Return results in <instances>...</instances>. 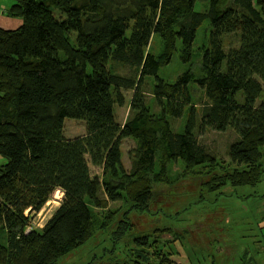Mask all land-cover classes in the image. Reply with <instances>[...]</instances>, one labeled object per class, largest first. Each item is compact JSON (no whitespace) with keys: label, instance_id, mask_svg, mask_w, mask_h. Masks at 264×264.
<instances>
[{"label":"trees","instance_id":"obj_1","mask_svg":"<svg viewBox=\"0 0 264 264\" xmlns=\"http://www.w3.org/2000/svg\"><path fill=\"white\" fill-rule=\"evenodd\" d=\"M7 14L21 24L0 27V264H56L115 216L148 212L156 193L172 185L173 165L192 176L216 165L201 140L209 130H231L237 140L228 147L230 160L246 167L216 186L262 184L264 86L257 76L264 71V0H13ZM206 23L198 72L195 44ZM154 37L161 40L158 54L146 51ZM227 38L238 45L227 50ZM175 53L189 67L169 82L161 70ZM192 85L206 98L200 108ZM125 91L132 98L120 122L116 108L125 106ZM67 92L83 96L59 103ZM64 119L83 122L86 133L67 137ZM128 139L134 146L126 163ZM56 191L64 198L55 214L41 232H26L30 216ZM8 220L14 226L3 243ZM182 240L167 247L155 240L160 251L149 257L138 250V257L143 264H192L193 257L182 260L170 247ZM243 262L260 264L249 251Z\"/></svg>","mask_w":264,"mask_h":264},{"label":"rangeland","instance_id":"obj_2","mask_svg":"<svg viewBox=\"0 0 264 264\" xmlns=\"http://www.w3.org/2000/svg\"><path fill=\"white\" fill-rule=\"evenodd\" d=\"M228 1L224 0L225 3ZM195 8L200 10L203 6L196 4ZM209 32V23L198 32L193 62L198 72L201 50L207 46ZM237 45L232 38L225 41L227 50ZM160 49L161 40L154 37L146 51L158 54ZM188 67L181 63L175 53L171 63L162 68L161 76L169 82H174ZM119 72L125 73V69H119ZM257 78L264 86V71ZM147 80L150 101L152 79ZM191 91L196 107L200 108L206 102L203 91L197 85H192ZM125 94V106L116 108L117 119L120 122H124L129 115L132 92L125 91ZM82 96L83 94L79 92H67L58 96L57 101L70 104ZM63 124L67 137L82 136L86 133L85 125L81 121L64 119ZM183 124L184 121H181L179 126ZM201 140L213 154L217 155L216 165L197 169V174L193 176L185 173L182 164L173 165L170 169L172 185L160 189L159 196L156 193L148 212L135 211L128 217L121 213L113 218L114 222L102 227L97 224L99 228L95 230L91 240L62 257L56 264H121L119 261L124 259L127 261L122 264H140L139 261L143 264L138 257L141 256L139 252L148 253L149 257H153V252L160 251L158 242L161 243V247H167L169 240L172 241L178 236H182L184 240L171 244L170 247L172 250H180L179 258L182 260L193 257L192 264H242L245 250L254 255L260 264H264V188H262L264 176L260 182L262 184L255 187H233L231 184L221 188L219 185L216 186L221 179L246 168L236 167L228 155V147L237 140V136L231 130L226 132L209 130ZM132 146H134L132 139L123 142L122 151L126 163L127 151ZM35 150L40 151V144L37 141L34 143ZM92 170L94 174H99L98 169L92 167ZM63 198V193L56 191L41 212L30 216L26 231L32 229L41 232L60 207ZM124 220L130 225H125ZM9 224L11 227L3 226V243L7 242L14 226L8 220ZM162 230L165 231L164 234L160 233ZM121 232L126 233L124 242L117 247L116 239ZM142 236H148V245H140L134 241V238ZM155 240L158 242H154ZM174 263L180 264L177 261Z\"/></svg>","mask_w":264,"mask_h":264},{"label":"crops","instance_id":"obj_3","mask_svg":"<svg viewBox=\"0 0 264 264\" xmlns=\"http://www.w3.org/2000/svg\"><path fill=\"white\" fill-rule=\"evenodd\" d=\"M12 5H13V0H0V27L1 28L15 29L21 24V21L19 19L11 18L7 14L8 10L10 9ZM3 163H5V159H3L0 156V166ZM249 255L251 254L249 253Z\"/></svg>","mask_w":264,"mask_h":264},{"label":"built area","instance_id":"obj_4","mask_svg":"<svg viewBox=\"0 0 264 264\" xmlns=\"http://www.w3.org/2000/svg\"><path fill=\"white\" fill-rule=\"evenodd\" d=\"M31 230V229H30ZM30 230H27L26 232H29Z\"/></svg>","mask_w":264,"mask_h":264}]
</instances>
